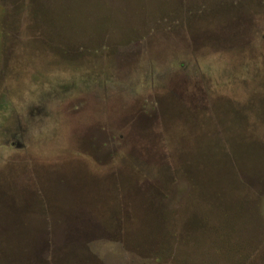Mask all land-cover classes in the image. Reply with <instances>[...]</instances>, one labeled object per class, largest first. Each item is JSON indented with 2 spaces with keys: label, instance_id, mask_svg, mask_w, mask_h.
Returning <instances> with one entry per match:
<instances>
[{
  "label": "rangeland",
  "instance_id": "obj_1",
  "mask_svg": "<svg viewBox=\"0 0 264 264\" xmlns=\"http://www.w3.org/2000/svg\"><path fill=\"white\" fill-rule=\"evenodd\" d=\"M0 264H264V0H0Z\"/></svg>",
  "mask_w": 264,
  "mask_h": 264
},
{
  "label": "trees",
  "instance_id": "obj_2",
  "mask_svg": "<svg viewBox=\"0 0 264 264\" xmlns=\"http://www.w3.org/2000/svg\"><path fill=\"white\" fill-rule=\"evenodd\" d=\"M239 2V0H233V3L234 4H237ZM202 6H204V7H206L207 5L206 4H204V3H202L201 4ZM254 140H257V141H262V140H258V139H254ZM186 166H188V165H186ZM186 166H185V168H186ZM181 170V169H180ZM183 174H184V172H183ZM184 175H189V176H192L191 177V180H193L194 182H195V178H194V176L192 175V173H191V170L189 169V168H187V171H185V174ZM142 176H143V178H145V179H148V175H147V173H142ZM175 180H177V179H175ZM159 185V184H158ZM161 185V184H160Z\"/></svg>",
  "mask_w": 264,
  "mask_h": 264
}]
</instances>
